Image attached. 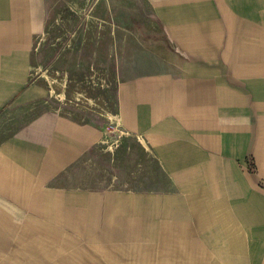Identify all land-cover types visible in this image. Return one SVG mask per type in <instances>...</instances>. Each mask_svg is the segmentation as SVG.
Returning a JSON list of instances; mask_svg holds the SVG:
<instances>
[{"label":"crops","instance_id":"0c3cea01","mask_svg":"<svg viewBox=\"0 0 264 264\" xmlns=\"http://www.w3.org/2000/svg\"><path fill=\"white\" fill-rule=\"evenodd\" d=\"M52 1L0 0V264H264V0H134L179 52L121 69V130L165 177L142 187L77 185L110 135L35 114Z\"/></svg>","mask_w":264,"mask_h":264},{"label":"rangeland","instance_id":"374dc122","mask_svg":"<svg viewBox=\"0 0 264 264\" xmlns=\"http://www.w3.org/2000/svg\"><path fill=\"white\" fill-rule=\"evenodd\" d=\"M173 53L179 52L170 45L166 29L142 3H49L47 30L36 41L32 58L35 82L46 89L35 114L57 112L93 124L111 137L107 148L73 168L77 185L142 187L150 184L147 180L165 179L157 160L141 151L139 139L121 130L117 85L121 69L170 59Z\"/></svg>","mask_w":264,"mask_h":264}]
</instances>
